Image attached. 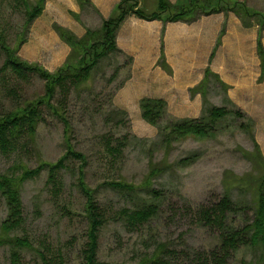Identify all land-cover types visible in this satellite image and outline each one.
Returning <instances> with one entry per match:
<instances>
[{
    "label": "trees",
    "instance_id": "trees-1",
    "mask_svg": "<svg viewBox=\"0 0 264 264\" xmlns=\"http://www.w3.org/2000/svg\"><path fill=\"white\" fill-rule=\"evenodd\" d=\"M46 1L0 0L1 107L4 104V108L0 109V154L15 166V170L9 174L0 173V199L9 209V216L0 228V248L10 245L11 249H15V257H18L20 250H31L35 255L33 264H68L72 260L75 252L71 247L79 243L78 239L61 244V249L66 251L62 252L41 238L39 246L34 247L33 243H37L35 236L26 237L16 233L25 225L22 189L31 178L44 172L48 194L58 210L69 215L73 213L75 203L70 188L77 190L81 196L75 210L87 223L86 238L76 249V256L82 264H133L102 258L103 235L106 230L115 231L119 228L117 226L122 230L140 231L156 220L163 205L161 202L168 196L163 194L161 186L155 187L152 181L174 172L175 167L164 160L151 158L148 174L140 184L129 182L122 173L127 148L134 141H141V138L128 128L130 118L127 112L114 104L116 92L130 76L128 74L121 79L122 72L130 68L133 62L132 57L117 45L118 31L131 14L148 20L192 22L205 13L196 12L197 3L194 2L213 5L216 0H190L192 5L189 9L169 0H157L158 9L151 12L135 11L138 0H122L109 18H104L91 0H78L83 11L92 10L100 17V25L87 27L83 37H77L59 25L54 26L71 46L66 63L55 73L37 64L27 63L19 56V49L27 41L31 27L42 14ZM217 1L230 6L220 11H233L245 25L255 22L260 31H264L263 14L249 9L244 3ZM75 16L81 20L80 15ZM259 55L264 69V52L260 44ZM159 63L169 71L164 53ZM211 80H215L225 91L230 88L219 75L207 68L203 81L191 90L192 96L196 93L203 96L204 111L198 119L185 118L169 123L165 121V100L145 98L141 101L143 118L158 128L159 144L169 147L172 141L189 135L210 137L222 126L217 124L228 119L232 111L235 117L242 118L241 128L245 130L250 127V132H254L253 120L237 108L229 111L225 106H215L209 102L207 88ZM32 86H39V92L26 90ZM22 88L25 91H20ZM87 115L93 121L92 148L77 149L73 144L77 129L75 121L78 122V116ZM48 119L63 126L66 149L56 162L40 160L38 168L31 170L27 163L23 164V159L30 154L41 126H47ZM252 139L254 154L246 155L256 157L253 161L254 172L241 176L226 172L220 198L214 201L211 198L192 216L194 225L217 231L215 244L203 252L188 254L169 250L166 243L153 236L152 250L135 264H177L178 257L190 264H264V156L254 135ZM199 156L196 153L192 158ZM192 158H182L181 161L186 165ZM68 177L72 179L69 189ZM210 225H218L219 231ZM113 226L116 229H112ZM246 248L249 249L250 260L245 257L239 260V253ZM15 260L17 263L21 261L20 258Z\"/></svg>",
    "mask_w": 264,
    "mask_h": 264
},
{
    "label": "rangeland",
    "instance_id": "rangeland-1",
    "mask_svg": "<svg viewBox=\"0 0 264 264\" xmlns=\"http://www.w3.org/2000/svg\"><path fill=\"white\" fill-rule=\"evenodd\" d=\"M193 4H196V9H194L196 12H211V9L230 8V6L220 4L217 0L213 5H207L200 1ZM250 4L253 7L247 6L249 9L264 15V0H251ZM191 5L192 1L190 2V0L184 4H180L182 8L187 9ZM156 7L157 2L154 8L156 9ZM98 10L100 11V9ZM136 10L142 9L138 6L135 8ZM82 18L85 25L83 27L87 25L90 27L100 25V17L92 10H84ZM139 18L142 19L141 17ZM257 30L259 38L262 36L260 27ZM224 31L223 27L221 34ZM261 39L264 44V34ZM163 50L164 48H162L161 56L158 60L160 67L162 66L159 61L163 55ZM215 52L216 50L214 49L210 56L211 60L206 68H210L212 72L217 73L211 67ZM257 57L258 90L252 97L249 96L247 98L245 95H240L237 96V99H233L229 96L230 92L227 93L215 80H211V85L207 88V99L211 104L225 106L229 111L239 107L249 119L253 120L254 132H250V127L245 130L244 127L241 128L242 118L235 117L232 111L228 119L223 123L217 124L218 126H222L217 129L219 131H216L214 135L206 138L189 135L172 141L171 145L166 147L159 144L158 128L143 118L142 108L141 114L136 116H131L129 111L125 110L130 118L128 128L133 134L141 138V141H134L127 148V160L122 171L125 178L129 182L140 184L146 174H148L151 158L155 161L164 160L166 163L173 165L175 171L166 173L160 178H154L152 181L155 187L159 188L161 186L162 188L160 187V189L164 190L162 191L163 194L168 196L165 201L161 202L163 205L160 206L161 210L157 219L147 227H142L140 231L122 230L120 226H117L119 227L118 229L113 226L112 229H116L115 231L106 230L103 235L102 247L104 252L101 254L102 258L122 263L133 262L135 264L140 262L145 254L152 250L153 236L166 243L170 248L169 250L174 249L179 252H188V254H192L193 251L203 252V250L215 244L217 231L213 232L211 229L194 225L192 221L194 217L192 216L195 215L194 212L197 208L205 205L211 198H213V201L220 198V194L224 190L223 179L226 172L240 176L254 172L253 161L255 162L256 157L246 155V153L254 154L253 135L264 156V69H261V59L258 52ZM164 58L169 71L172 70L171 66L167 63L165 55ZM164 70L169 74L173 71ZM128 72H130V68L124 69L121 79H125ZM200 83L201 81L188 90V96L191 98V101H184L181 93H175L170 97L172 107H169V102L165 100L167 103L165 111L166 122L170 123L186 118L173 116L170 114V111L175 112L177 108L181 110L182 108L193 107L195 101L194 97H191V90ZM39 89V86H32L27 87L26 90L35 93L39 92ZM20 91H25V88L20 89ZM145 97H142L141 100ZM229 99L234 101L232 102L234 106H232ZM2 102L1 97L0 109L4 108V104L1 107ZM6 106L8 107V104ZM245 120L246 123H249V120ZM75 127L77 129L73 144L76 148L82 150L92 148L93 121L90 116H78V122L75 121ZM41 128L38 132L37 142L34 144V147H31L28 157L25 156L23 159V164L27 163L28 168L31 170L38 168L40 160L49 163L56 162L64 154V149H66L62 125L48 119L47 126L43 125ZM155 144H159L160 146ZM196 153H199L200 156L196 159L192 158ZM189 157L192 158L191 162L185 165L181 159ZM14 170L15 166L12 161L7 160L0 154V173L9 174ZM68 180L67 187L69 189L72 183L71 177H68ZM91 185L93 187V179L91 180ZM70 193L75 203L71 215L58 210L51 202L44 172L38 177L31 178L25 183L21 194L25 210V225L20 229V232L17 230L16 233L21 234L20 236L26 235V237L35 236L37 243H33L34 247L39 246V238H41L43 241H47V244H51L55 250H62L61 244L78 239L79 243H75L71 247L75 253L68 264H82L81 260L76 256V249L80 246V242L86 238L85 228L87 223L75 210L79 206L78 199L81 198L79 192L70 188ZM185 210H189L190 212H184ZM58 211H60V214ZM8 216L9 209L4 200L0 199V228ZM219 217L221 218L220 213ZM219 217L216 221L219 220ZM210 226L219 231L218 225ZM143 231H145L144 234ZM151 231H155V233L153 232L152 235ZM14 250V248H10V245L6 246V248L1 247L0 264H33L35 255L31 253V250H20L21 252L18 257L13 255ZM247 251L249 249L246 248L239 253V260H242L243 257L250 260L251 255ZM62 252L66 251L62 250ZM15 258H20L21 261L17 263ZM177 260V264H190L186 263L187 260L181 257H178Z\"/></svg>",
    "mask_w": 264,
    "mask_h": 264
},
{
    "label": "crops",
    "instance_id": "crops-1",
    "mask_svg": "<svg viewBox=\"0 0 264 264\" xmlns=\"http://www.w3.org/2000/svg\"><path fill=\"white\" fill-rule=\"evenodd\" d=\"M120 1L92 0L105 17L111 15ZM144 1L151 8L157 2ZM170 1L184 4L188 0ZM79 11L77 0H48L43 15L34 24L29 41L22 48L23 58L40 63L51 71L61 67L70 47L54 30L53 24L58 23L82 36L84 28L72 15ZM223 27L225 31L221 34ZM257 40V28H245L234 13L204 15L193 23L167 24L161 20L148 21L130 16L123 22L117 42L122 50L133 57L132 77L118 92L116 104L127 109L131 116H136L141 114L140 100L144 96L163 97L169 102V107H172L170 97L175 93H181L184 101H191L188 90L203 79L214 49L216 52L211 67L232 86L231 97H252L258 90ZM162 48L172 74L158 65ZM193 99V107L177 108L175 112L171 110L170 114L178 117L198 116L201 97L196 95Z\"/></svg>",
    "mask_w": 264,
    "mask_h": 264
}]
</instances>
